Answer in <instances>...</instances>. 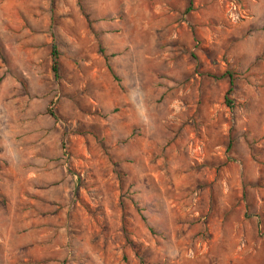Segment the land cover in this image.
<instances>
[{
	"label": "rangeland",
	"instance_id": "obj_1",
	"mask_svg": "<svg viewBox=\"0 0 264 264\" xmlns=\"http://www.w3.org/2000/svg\"><path fill=\"white\" fill-rule=\"evenodd\" d=\"M81 3L0 0V82L53 111L73 182L53 241L0 188V264H264V0Z\"/></svg>",
	"mask_w": 264,
	"mask_h": 264
},
{
	"label": "crops",
	"instance_id": "obj_2",
	"mask_svg": "<svg viewBox=\"0 0 264 264\" xmlns=\"http://www.w3.org/2000/svg\"><path fill=\"white\" fill-rule=\"evenodd\" d=\"M110 26L105 22L95 24L92 36L96 34L102 43L108 44L110 34L107 28ZM104 50L111 59L113 54L109 48ZM70 57L76 61L75 57ZM102 59V70H107L102 71V75L112 78L103 56ZM110 65L117 75L111 60ZM19 84L20 81L14 77L3 78L0 82V106L5 101L9 102L4 110L0 109V188L11 200L18 198L22 205L21 213L25 216L20 225L15 221H9L8 225L10 229L35 231L42 235L41 241L44 237L53 241V230L68 229L73 188L61 144L62 129L59 121L48 112L35 117L37 113L31 108L24 113L13 110L12 103L19 92ZM68 243L69 238L65 235L60 244Z\"/></svg>",
	"mask_w": 264,
	"mask_h": 264
},
{
	"label": "trees",
	"instance_id": "obj_3",
	"mask_svg": "<svg viewBox=\"0 0 264 264\" xmlns=\"http://www.w3.org/2000/svg\"><path fill=\"white\" fill-rule=\"evenodd\" d=\"M78 6L80 8V10H83V6L81 3V0H78ZM99 52L100 54L103 56L104 58V62H105V66L107 67V69L111 72L112 74V78L117 81L118 83L121 84V81L119 80V78L117 77V75L113 72L112 67L110 65V56L105 54V50L103 47H99ZM50 56H51V71L53 74L54 78H58V70H59V52L56 49L55 45H52L51 48V52H50ZM113 55H111L112 57ZM230 85L232 86V81H230ZM231 89H229L228 92H230ZM224 100L226 101V104L229 102L227 100V97L224 98ZM52 117H55V114L53 113V111H47Z\"/></svg>",
	"mask_w": 264,
	"mask_h": 264
}]
</instances>
